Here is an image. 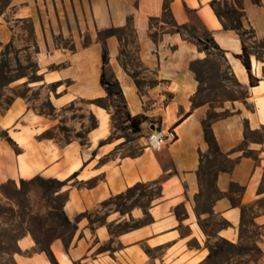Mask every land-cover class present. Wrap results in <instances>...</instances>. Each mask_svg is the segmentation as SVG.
<instances>
[{
    "label": "crops",
    "instance_id": "obj_1",
    "mask_svg": "<svg viewBox=\"0 0 264 264\" xmlns=\"http://www.w3.org/2000/svg\"><path fill=\"white\" fill-rule=\"evenodd\" d=\"M221 5L235 11L240 23L221 11ZM231 26L250 30L252 38L244 39ZM111 29L122 32L103 35ZM188 30L195 40L213 38L225 52L227 70L246 92L209 121L230 166L216 172L219 195L205 212L199 210L204 191L200 170L210 151L204 122L211 101L202 97L197 65L208 55ZM260 42L264 0H10L0 12V60L14 46L34 62L35 78L25 75L2 89L10 103L0 101V188L36 177L62 184L54 194L65 193L61 211L74 228L66 239L59 236L48 243L58 264H201L212 238L232 244L252 239L261 256L250 264H264ZM243 45L252 75L259 79L256 86H250L238 58ZM105 49L107 65L102 60ZM103 74L119 82L125 110L142 118L141 131L130 129V139L121 136L115 125L120 118L115 120L112 108L93 103L107 98ZM20 88L26 92L18 93ZM33 91L37 98L29 96ZM40 98L52 112L36 106ZM69 107L77 108L74 112ZM67 112L83 113L68 121L83 136L57 134ZM87 115L96 119L95 128H89ZM159 127L174 128L177 139L155 152L147 147L148 136ZM156 181L161 195L146 207L121 211L109 203L139 184ZM93 213L101 218L95 220ZM209 217L224 223L214 234L201 224ZM15 246L13 264H54L28 231Z\"/></svg>",
    "mask_w": 264,
    "mask_h": 264
},
{
    "label": "rangeland",
    "instance_id": "obj_2",
    "mask_svg": "<svg viewBox=\"0 0 264 264\" xmlns=\"http://www.w3.org/2000/svg\"><path fill=\"white\" fill-rule=\"evenodd\" d=\"M4 0H0V8L4 5ZM221 11H227L226 6H220ZM1 12V11H0ZM232 18L231 16H229ZM27 28L29 26H26ZM237 27L238 26H233ZM189 37L192 38L193 32L188 30ZM127 37L132 39L133 34L130 30L127 32ZM239 33L244 39L252 38L251 31L247 29H239ZM121 34V32H119ZM193 39V38H192ZM60 40V38H59ZM193 41L199 46L200 50H204L208 55L206 62H200L197 65L201 73L202 88L205 90L203 98L211 101V110L209 115L216 117L226 113L228 110H223L224 104H230L234 100H242L245 97L244 87L235 79V77L227 70L225 63V52L220 49L213 48L212 44L206 43L204 38ZM259 44L263 45V42ZM207 45L208 49H205ZM28 55H21L14 46H9L3 53L0 60V101L4 103L9 99L8 96L2 97L3 86L10 80H15L25 75L29 79H34V62L25 59ZM130 60L135 61L134 57ZM26 89L20 88L18 93L24 94ZM29 96L37 98V92L33 91ZM108 107L112 108L115 120L120 116L124 118V110L122 102L118 97H110L103 102ZM39 109L45 112H52L51 107L44 98L36 105ZM77 107H69L68 110L75 112ZM41 110V111H42ZM83 113L71 114L67 112L62 119L63 124L59 125L57 134H61L65 138L83 136V131L73 130L72 125H68L71 117H81ZM91 122V116H86ZM121 136L128 139L133 137L129 124L122 123L121 119L115 122ZM214 158L210 157L205 162L206 168L212 166ZM208 179V176H207ZM62 189L60 182H55L51 179L29 180L19 182L14 188L10 183L6 184L4 191L0 188V262L3 264H13L10 255L17 251L15 246L16 239L28 230L31 231L40 241L39 249L46 248L48 243L55 237L63 236L65 239L71 235L73 226L65 224L62 217L61 205L65 199V193H58ZM157 187L153 185L142 186L125 195L118 196L109 201L116 205L120 210H127L133 206L146 207L150 204V196L155 194ZM214 197L208 191H204L199 199V210L207 211L211 200ZM178 214L183 210L177 209ZM95 220L100 219V215L93 213ZM148 218H146L147 220ZM202 225H208L212 234L215 230L224 223L219 218L209 217L201 221ZM248 237H252V233H247ZM208 247L212 251L218 252L213 256L212 260L205 264H250L260 258L261 254L252 242V239H246L239 244L229 245L221 238H212Z\"/></svg>",
    "mask_w": 264,
    "mask_h": 264
},
{
    "label": "trees",
    "instance_id": "obj_3",
    "mask_svg": "<svg viewBox=\"0 0 264 264\" xmlns=\"http://www.w3.org/2000/svg\"><path fill=\"white\" fill-rule=\"evenodd\" d=\"M10 2V0H4V5L2 8H0V11L3 10V8ZM225 14L231 16L233 19L235 18L236 21L238 23H240V20H239V16L236 14L235 11H232L230 9H227V11L224 12ZM232 29H236L238 30L240 26L237 27H233L231 26ZM130 30V29H129ZM131 31V30H130ZM177 31H180V28H177ZM119 32H122L121 30H115V29H111V30H107L105 32H103V35H116V34H119ZM132 33V31H131ZM205 42L206 43H210L212 44L213 48L215 49H218L220 50L221 48L217 45V43L213 40V38L211 37H206L205 39ZM263 46H264V42H263ZM205 49H208L207 45H205ZM238 58L242 61L245 69L247 70V73H248V76H249V84L250 86H256L258 85V81L259 79L255 78L253 75H252V72H251V57H250V54L249 52L247 51V48L243 45L242 47V53L238 56ZM102 60H103V64L104 65H107L109 63V55H108V52L107 50L105 49L102 53ZM35 67V66H34ZM12 80L8 81L7 83L11 82ZM101 84L102 86L105 88L106 92H107V98H100V99H96L93 103H95L96 105L100 106V107H103L105 109L108 108L107 105H105L103 102H105L106 99L110 98V97H118L121 102H122V109L124 110V118H122L121 116L119 117L122 121V123H126V124H129L130 126V129L134 132V133H139L141 131V123H142V118L139 117V116H136V117H132L125 109H126V104H125V99H124V96H123V92H122V89L120 87V84L119 82L116 80V79H113V78H107L105 74L102 75V78H101ZM6 104H9L10 103V99L6 100L5 101ZM220 116V115H219ZM219 116H216V117H212V116H208V119L204 122V129H205V137H206V140L209 144V147H210V151H209V155H207L206 157V161L209 160V158L213 157L214 158V162L212 164V166H210V168H206V166L204 168H201L200 170V173L202 174L201 178L203 179V187H204V191H208L209 193H211V195L213 197H216L217 195H219V191L213 181L214 177H215V174L216 172L221 169V168H228L230 165L229 162H226L223 158V155L221 154V152L219 151V148H218V145H217V142L215 140V137L213 136L212 132H211V128H210V124H209V121L213 120V119H216L217 117ZM97 126V121L94 117H91V122H90V126L89 128H95ZM207 176H208V179H207ZM36 179H41V177H36L32 180H36ZM55 182H58L56 180H53ZM22 183L24 181H21ZM14 188L17 187V185L14 183V182H9ZM147 185H156L157 187V191L155 194L151 195L150 196V199L153 200L157 197H159L161 195V191H160V181H156V182H153V183H149V184H139L137 186H135L133 189L129 190L127 193L135 190V189H138L142 186H147ZM2 190L4 191V189L6 188V185H2L1 186ZM203 191V193H204ZM143 207V206H142ZM123 211V210H121ZM209 211V210H207ZM62 217H63V221L65 222V224L69 225V226H73L74 228V225L72 222H70L67 217H65L64 214H62ZM147 221H150L151 218L150 217H147ZM28 232L32 233L31 231L28 230ZM35 241L37 242V245L39 246L41 244V241L32 233ZM224 240V239H222ZM226 241V240H224ZM229 245H234L228 241H226ZM256 246V245H255ZM256 248L258 249V251L260 252L261 254V251L260 249L256 246ZM42 251H45L48 255H49V258L53 261L54 264H58L53 256V254L51 253L50 249L48 248V246L46 248H42L41 249ZM218 252L216 251H212L210 249V253L209 255L207 256L206 260L201 263V264H205V263H208L212 260L213 256L216 255ZM0 264H3L2 262H0Z\"/></svg>",
    "mask_w": 264,
    "mask_h": 264
},
{
    "label": "built area",
    "instance_id": "obj_4",
    "mask_svg": "<svg viewBox=\"0 0 264 264\" xmlns=\"http://www.w3.org/2000/svg\"><path fill=\"white\" fill-rule=\"evenodd\" d=\"M176 139L177 133L174 128L159 127L152 131L148 136L147 147L155 152H160Z\"/></svg>",
    "mask_w": 264,
    "mask_h": 264
},
{
    "label": "bare ground",
    "instance_id": "obj_5",
    "mask_svg": "<svg viewBox=\"0 0 264 264\" xmlns=\"http://www.w3.org/2000/svg\"><path fill=\"white\" fill-rule=\"evenodd\" d=\"M238 64V63H237ZM237 66V65H236ZM239 66H241V65H239ZM243 69V68H242ZM244 71V70H243ZM244 79H245V77H244Z\"/></svg>",
    "mask_w": 264,
    "mask_h": 264
}]
</instances>
